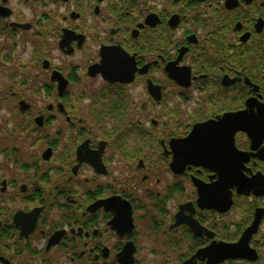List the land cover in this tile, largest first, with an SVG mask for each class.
<instances>
[{
    "label": "flooded vegetation",
    "instance_id": "1",
    "mask_svg": "<svg viewBox=\"0 0 264 264\" xmlns=\"http://www.w3.org/2000/svg\"><path fill=\"white\" fill-rule=\"evenodd\" d=\"M0 74V264H264V0H0Z\"/></svg>",
    "mask_w": 264,
    "mask_h": 264
},
{
    "label": "water",
    "instance_id": "2",
    "mask_svg": "<svg viewBox=\"0 0 264 264\" xmlns=\"http://www.w3.org/2000/svg\"><path fill=\"white\" fill-rule=\"evenodd\" d=\"M119 68H121V70H118L119 72L124 71L123 66H119ZM111 70H116V69L114 68ZM172 77L175 76L173 75ZM108 80L125 81L123 80L122 77L108 78ZM129 81H131V76L129 78ZM223 120L224 122L229 121L228 117H225ZM233 121H235V123L237 122L242 125L240 127V130L247 129L246 124L252 123L249 120V115L246 113V111L240 113L237 117H235V119L230 120V122ZM221 122L222 120L208 121V122L196 124L193 127L190 134L185 139H181L174 144L173 146L174 159H173V163L171 164V169L175 173L180 172L186 164H196V163L201 165L205 164L206 166H209L208 164L212 163L214 169L218 171V166L215 164L216 160L211 161L210 158H218L220 143L222 140H227V137L222 135ZM43 156L45 157V155ZM253 179H254L253 181L256 180V178ZM251 180L242 179L240 181H237L235 185L237 186L238 192L247 194L249 191H252L254 188H256L257 187L256 183L246 182ZM226 199L228 200L226 201L225 208H227L230 205L229 197H227ZM200 204L201 205L207 204L208 207H213L214 205H216V203L213 204V202H210L209 204L204 203V201L202 202V199L200 200ZM254 228L255 226L248 230V232L245 235V238L249 237L251 232L254 231ZM224 253L226 257H240V253H239V249H237V245H225Z\"/></svg>",
    "mask_w": 264,
    "mask_h": 264
},
{
    "label": "rangeland",
    "instance_id": "3",
    "mask_svg": "<svg viewBox=\"0 0 264 264\" xmlns=\"http://www.w3.org/2000/svg\"><path fill=\"white\" fill-rule=\"evenodd\" d=\"M7 82H9L7 79H6V77L4 76V75H1L0 74V83H7ZM135 95H137L138 97H140V98H142V97H144L143 95H142V93L140 92V91H138V90H134V92H133ZM85 103V102H84ZM7 116H10L8 113H6V112H4V111H0V125L2 124V123H4L5 121H4V119L5 118H7ZM12 125L10 124L9 125V127H11ZM15 146H20L21 148H22V150L24 149V151L26 150L25 149V147H27L28 146V144H26V143H20L19 141L17 142V145H15ZM29 147V146H28ZM43 148H45L42 144L40 145V146H36L35 147V149L34 150H36V151H40V150H42ZM32 151V150H31ZM0 160H2V161H4L5 162V160H3L2 159V157H0ZM8 171L10 172V166L8 167ZM7 170V169H6ZM1 172V171H0ZM168 179H170V178H168ZM173 264V263H172ZM174 264H175V262H174Z\"/></svg>",
    "mask_w": 264,
    "mask_h": 264
}]
</instances>
